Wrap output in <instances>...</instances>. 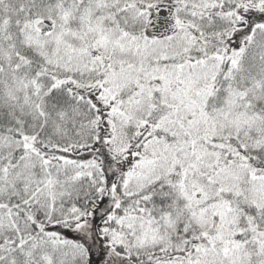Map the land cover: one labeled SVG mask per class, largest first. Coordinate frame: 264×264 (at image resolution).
<instances>
[{"label": "snow or ice", "instance_id": "obj_1", "mask_svg": "<svg viewBox=\"0 0 264 264\" xmlns=\"http://www.w3.org/2000/svg\"><path fill=\"white\" fill-rule=\"evenodd\" d=\"M0 264H264V0H0Z\"/></svg>", "mask_w": 264, "mask_h": 264}]
</instances>
